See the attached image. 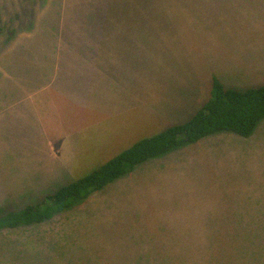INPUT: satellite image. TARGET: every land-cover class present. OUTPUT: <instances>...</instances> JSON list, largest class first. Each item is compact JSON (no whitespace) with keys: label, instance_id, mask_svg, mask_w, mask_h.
Listing matches in <instances>:
<instances>
[{"label":"rangeland","instance_id":"1","mask_svg":"<svg viewBox=\"0 0 264 264\" xmlns=\"http://www.w3.org/2000/svg\"><path fill=\"white\" fill-rule=\"evenodd\" d=\"M241 7L251 6L0 0V96L19 94L20 74L33 96L21 119L0 114V214L186 121L214 77L226 88L263 85L264 22ZM56 58L64 75L38 93L23 67ZM62 131L74 144L64 168L53 160ZM0 264H264V118L248 137L213 133L41 224L1 230Z\"/></svg>","mask_w":264,"mask_h":264},{"label":"trees","instance_id":"2","mask_svg":"<svg viewBox=\"0 0 264 264\" xmlns=\"http://www.w3.org/2000/svg\"><path fill=\"white\" fill-rule=\"evenodd\" d=\"M264 118V84L226 88L213 78L211 95L186 121L140 139L90 173L45 195L39 202L0 214V231L41 224L133 170L137 165L220 131L251 135Z\"/></svg>","mask_w":264,"mask_h":264},{"label":"crops","instance_id":"3","mask_svg":"<svg viewBox=\"0 0 264 264\" xmlns=\"http://www.w3.org/2000/svg\"><path fill=\"white\" fill-rule=\"evenodd\" d=\"M242 1L243 3H246V5L251 6L249 8H245L243 10V8H238V13L240 15H242L245 19L247 17L253 19V18H258L259 20H262L264 22V0H239V2ZM263 29H264V25H263ZM55 51H58V49H56ZM78 55L77 53H72V56H76ZM54 56H60V54L55 53ZM40 61L35 62L33 65L27 66L25 65L23 68L27 71L31 72L30 75V83H34L35 87L38 90V93L42 92L43 90H45L46 86L48 84H50L51 82L54 83V80L58 79L60 77H62L64 75L63 70L61 69V65H60V60L59 58H56L55 60H53V64H46V61H43L41 59H39ZM82 61V59H81ZM78 67V66H77ZM105 68V66H104ZM84 71L83 66L79 67V71ZM100 71H105V69H101ZM3 72V70H2ZM4 73V72H3ZM18 85H19V94L17 96L13 95V96H7V95H3L0 96V114H6V113H10L13 114L14 112H17L18 115L20 116L21 119V115L23 114L22 111V101L23 100H28V99H33V96L31 94L26 95L24 94V92L22 93L21 91L23 90L25 85H28L27 83H25L24 81V76L23 74L19 75V81H18ZM40 89V90H39ZM38 101H35V110H37V105ZM39 109V107H38ZM40 111H42V109H39ZM38 110V112H39ZM42 113V112H41ZM39 112V114H41ZM10 116V115H8ZM36 116V115H35ZM126 117H129L131 115H125ZM120 120L122 119V116L119 118ZM21 124L23 126H26V121L25 119L23 120V122H21ZM42 125V123H41ZM62 127V125H60ZM111 133L108 132L107 136H110ZM58 138L55 140L58 143V147H54V163L57 165V167H63V159L67 156H69V154L72 152L73 149V141L68 142L67 141V136L69 135L68 133H65L64 131L62 132H58L57 133ZM43 137H42V142H43ZM46 143H50L47 138H46ZM52 144H54L52 142ZM64 168V167H63Z\"/></svg>","mask_w":264,"mask_h":264}]
</instances>
